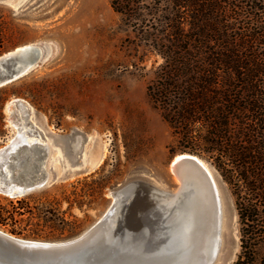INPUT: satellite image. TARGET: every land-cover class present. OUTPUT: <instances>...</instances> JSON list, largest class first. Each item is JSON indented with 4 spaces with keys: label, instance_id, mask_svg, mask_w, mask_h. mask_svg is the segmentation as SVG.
I'll return each instance as SVG.
<instances>
[{
    "label": "rangeland",
    "instance_id": "obj_1",
    "mask_svg": "<svg viewBox=\"0 0 264 264\" xmlns=\"http://www.w3.org/2000/svg\"><path fill=\"white\" fill-rule=\"evenodd\" d=\"M27 45L43 55L25 76L0 88V150L19 133L27 141L38 138L54 181L24 196L0 192V206L26 198L32 208L1 231L31 241H65L96 224L112 204L111 193L129 183H141L143 194L147 187L178 192L169 164L189 153H181L146 92L162 59L109 0L0 1V56ZM68 146L77 150L71 153L75 165L67 161ZM195 156L209 168L221 205V244L209 264H236L234 195L211 160ZM70 171L76 174L68 176Z\"/></svg>",
    "mask_w": 264,
    "mask_h": 264
},
{
    "label": "trees",
    "instance_id": "obj_2",
    "mask_svg": "<svg viewBox=\"0 0 264 264\" xmlns=\"http://www.w3.org/2000/svg\"><path fill=\"white\" fill-rule=\"evenodd\" d=\"M109 1L162 59L146 92L181 153L207 157L232 190L236 264H264V0ZM8 204L2 227L31 214L26 198Z\"/></svg>",
    "mask_w": 264,
    "mask_h": 264
},
{
    "label": "water",
    "instance_id": "obj_3",
    "mask_svg": "<svg viewBox=\"0 0 264 264\" xmlns=\"http://www.w3.org/2000/svg\"><path fill=\"white\" fill-rule=\"evenodd\" d=\"M42 55L43 52L39 47L27 45L0 56V88L25 76L40 61ZM73 141V138H67L68 143L71 144ZM23 147L27 150L25 157L23 156ZM23 147H14L7 158L4 148L0 150V160L4 158L8 164L10 179H16L20 187L16 191H11L2 185L5 176L2 170L3 163H0V192L3 194L24 196L54 181V179L50 181L44 169L45 145L34 143ZM76 152L77 150H72V147L68 146L66 156L71 165H75L71 153L74 155ZM177 156L178 158L175 156L171 160L169 170L180 183L179 190L185 184L195 180L206 185H209V182L212 184L208 173L195 159L198 157L191 154ZM24 162L28 163L29 169L25 175L20 171L13 174L15 169H18ZM73 172L70 171L67 175L76 174ZM142 186L139 182H132L111 193L112 204L100 220L73 239L59 242H39L20 239L0 230V264H118V256L122 252L128 251L130 245L133 247L128 253L137 252L138 237L136 238V235L138 232L135 233L136 226L134 225V229L130 231L129 228L120 225L115 228L117 234L109 237L100 234V230L107 223L118 224L122 220L129 224L137 218L135 207L138 206V197L144 195ZM121 209L126 213L120 215L118 212H121ZM116 214L119 215V218L116 217ZM108 248L111 249V253H107Z\"/></svg>",
    "mask_w": 264,
    "mask_h": 264
},
{
    "label": "bare ground",
    "instance_id": "obj_4",
    "mask_svg": "<svg viewBox=\"0 0 264 264\" xmlns=\"http://www.w3.org/2000/svg\"><path fill=\"white\" fill-rule=\"evenodd\" d=\"M34 143L41 144L38 138L27 141L23 133H19L4 148L5 157L14 147ZM22 151L25 157L27 150L23 147ZM195 159L208 173L212 184L191 181L174 195H165L147 187L146 193L138 197V206L135 207L138 216L132 223L127 224L121 220V223H107L101 228L100 234L109 237L117 234L115 228L120 225L130 231L136 226L137 252L128 253L133 247L130 245L128 251L124 250L118 256V264H209L214 259L221 244L220 199L209 168L199 158ZM27 165L24 162L15 172L20 171L25 175L29 170ZM2 170L5 176L2 185L7 190H18L19 185L10 179L7 163L2 166ZM118 213L121 215L122 212ZM116 217L119 218V215L116 214ZM107 253H111L110 248Z\"/></svg>",
    "mask_w": 264,
    "mask_h": 264
}]
</instances>
